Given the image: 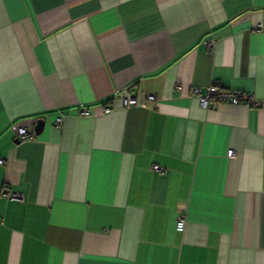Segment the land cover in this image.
<instances>
[{"label": "crops", "instance_id": "obj_1", "mask_svg": "<svg viewBox=\"0 0 264 264\" xmlns=\"http://www.w3.org/2000/svg\"><path fill=\"white\" fill-rule=\"evenodd\" d=\"M0 158V264H264V0H0Z\"/></svg>", "mask_w": 264, "mask_h": 264}, {"label": "built area", "instance_id": "obj_2", "mask_svg": "<svg viewBox=\"0 0 264 264\" xmlns=\"http://www.w3.org/2000/svg\"><path fill=\"white\" fill-rule=\"evenodd\" d=\"M260 27L261 25L258 26V28ZM213 43H214L213 40H210L207 42V45L211 48ZM190 94L193 96H196L198 98L200 105L206 108L214 107L218 103L226 102L230 104H237L245 100L249 101L251 105H258V102L252 99V97L249 96L248 94H245L243 92H238L235 90L224 89L214 83L206 86L204 93L200 92V88L198 86H192L190 88ZM117 95L125 107L133 106V105L143 106V103L141 102V100H137L134 96L130 95L129 93H126V92L119 93L118 92ZM146 99L152 100L154 99V97L152 95H147ZM82 113L86 114L87 111L83 109ZM61 122H62L61 117H57L54 121L55 125L57 126L60 125ZM15 135L18 140L25 141V140L31 139L34 136V131L30 127L21 126V127L16 128ZM227 155L232 156L231 150L228 151ZM0 162H2L1 158H0ZM152 169L155 172L163 171V168L159 167L158 165H153ZM4 194L7 196V198L22 200V197L18 193L5 191ZM184 226H185L184 216L177 215L175 217V229L178 231H182L184 229Z\"/></svg>", "mask_w": 264, "mask_h": 264}, {"label": "water", "instance_id": "obj_3", "mask_svg": "<svg viewBox=\"0 0 264 264\" xmlns=\"http://www.w3.org/2000/svg\"><path fill=\"white\" fill-rule=\"evenodd\" d=\"M42 127H43V120L42 119H37L35 124H34V127H33L34 133L35 134L40 133V131L42 130Z\"/></svg>", "mask_w": 264, "mask_h": 264}]
</instances>
